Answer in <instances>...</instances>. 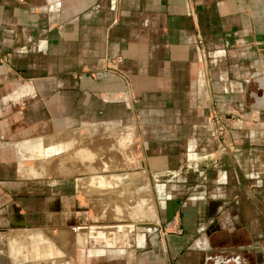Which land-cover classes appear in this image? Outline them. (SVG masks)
Here are the masks:
<instances>
[{
    "label": "crops",
    "instance_id": "obj_1",
    "mask_svg": "<svg viewBox=\"0 0 264 264\" xmlns=\"http://www.w3.org/2000/svg\"><path fill=\"white\" fill-rule=\"evenodd\" d=\"M5 54L7 65L0 64V264H10V257L13 264L36 257L50 264L73 261L75 246L82 248V260H103L107 248L113 260L127 255L119 225L109 232L74 225L78 182L88 180L83 185L96 186L98 194L110 187L102 173L87 172L91 164L141 165L152 195L161 196L162 230L169 231L174 214L186 216L180 236L157 233L156 241L147 242L135 228L132 249L145 241L160 247L167 240L168 246L178 245L175 258L183 264L189 254L182 248L200 245L208 251L206 234L197 235L206 225L192 219L203 204L194 197L178 199L189 189L209 190L227 201L236 192L231 170H217L205 118L211 111L246 115L251 107L252 115L263 112L264 122V0H0V56ZM95 139L93 160L88 143ZM241 149V157L233 158L246 163L251 153ZM253 155L260 161V152ZM223 161L233 166L232 159ZM75 164L83 165L78 169L88 177L74 179ZM174 191L177 200L169 198ZM137 207L134 213L142 210ZM249 210L244 204L243 213ZM257 213L256 226L241 224L247 242L251 229L264 234V208L258 206ZM41 222L50 226L46 234ZM23 229L39 236L38 244L48 237L50 248L40 252L34 238L28 247V239L17 232ZM91 236L107 246L84 247ZM262 238L244 249L247 254L204 259L198 254L194 264L260 263ZM155 253L151 250L146 259L153 261ZM133 257L138 259L137 251Z\"/></svg>",
    "mask_w": 264,
    "mask_h": 264
},
{
    "label": "rangeland",
    "instance_id": "obj_2",
    "mask_svg": "<svg viewBox=\"0 0 264 264\" xmlns=\"http://www.w3.org/2000/svg\"><path fill=\"white\" fill-rule=\"evenodd\" d=\"M24 1L25 0H23V2ZM7 60V54L0 56L1 65H7ZM10 71L13 73V69L10 68ZM251 87L255 91L256 84L251 83ZM250 103L253 104L254 100L251 99ZM249 111L250 114L246 115L237 112H234L229 115H223L217 111H211L209 116L205 118L208 123L207 125H209L211 129L209 133V143L212 146L210 153H212L214 158L218 161V172H223L226 171V169H230L233 173L232 176L234 178L236 195L234 194V196L227 201V199L217 197L216 195L218 194H211L209 190H204V194L201 193L202 189H189L184 193L180 192L181 194L178 200L181 199V202L185 200L186 197H194L193 199L195 200V203L198 202L203 204L202 209L200 210L199 208V211L197 210L195 212V214L193 215L194 217H192V219L196 223V225L200 223L206 225V228L203 230V232L196 234L198 235V237L202 234H206L207 239L209 240V245L207 246L208 251L206 252L201 251L200 245H188L185 249L182 248V253L189 254L186 260L187 264H194V255L197 256L198 254H204L203 259L205 258V256L219 257L221 255H224V257H232L237 256L239 254H247L248 251L244 249H247L248 246H251L249 244H252L253 242H258V239H263L262 237L264 236V234L259 235L262 236L261 239L258 238V234L253 232L257 228H255L254 230L251 229L250 242H247V240L249 239H246L245 234L243 235L241 231V224H243V222H250V225L256 226V221L258 220L259 214L257 213V207L260 206L261 210H263L264 208V145H261V143L264 141L263 112H258V114L255 113L254 115H252V111L254 110L251 107H249ZM78 132L81 133L80 130ZM95 141L97 142V140L95 139L91 140L88 143V145L90 146L91 158L93 160L95 159L94 154H97L96 147L98 142L96 143ZM241 146L247 147L249 149V152L251 153L250 159H245V161L249 160L246 163H241L240 160L238 162L233 158L234 154L238 155V157H241L240 155H242L241 153L242 151H244L241 149ZM257 152H260V161L258 160L256 155H253ZM261 153L263 155H261ZM253 156L255 157L252 158ZM229 159H232L233 163V166L231 168H229V165L227 168V165L222 164V162L225 163V161L223 160ZM242 165L244 168L242 167ZM45 167H47L46 169H48L49 166ZM82 167L83 165L81 164H75L74 168L75 172H77L74 174V179L88 177L89 174L83 173L81 172V170H79ZM140 167L141 165L139 164H128L122 166H103L98 164H91L87 172L95 174H97L98 172L102 173V175L107 177L106 180L110 184V187L108 186L106 190H101V193L98 194V189L96 188V186H91L88 188L83 185V183H88V180H85L84 182H78V191H75L74 194V204L76 207L79 208L76 213L78 219L75 220L74 225L77 227H84L86 228L85 230H92L95 232H109L113 229L115 225H119V227H121V229H119L121 230L120 235L122 236L120 246L123 247V249L125 250L124 253H126L127 255L123 254V256L117 257L116 259L114 258L113 260L111 258H113V256L115 257V255H110L112 254V252L107 248V254L104 256L103 260H82L80 255H78L83 254L82 248H79L78 246H75L77 247L75 248L73 246V252H75V259L73 261H58L53 262V264L184 263L183 260L179 261L178 258H175V253L176 249H178V245L171 244L170 242L168 246V242L166 240V243H164V245L159 247L158 245L156 246V244H154L152 245L154 247L153 248L151 247L150 243H148V245L146 243V241L148 242L149 239H151L150 237H152L156 241L157 233H161L162 235V233L164 232L165 235L168 232V235H183L184 230L181 229L179 226L184 224L186 216H184L183 214L182 218H177V213L174 214V216L170 218V222L168 221L169 223H171L169 231L165 230L167 229V226L162 230V217L157 212L161 196H158L155 193H153L152 195V190L150 188L151 182L149 176L145 172L142 173L143 170H140ZM135 172L139 174L137 175L135 174ZM210 172L213 174V176L216 174L215 169L214 171ZM116 175H118V178H121V180L116 181L115 179H113ZM142 178L144 180H142ZM189 180L191 182L193 181L190 179V177ZM114 184L118 186L114 187ZM173 184H175V187L177 188L178 183L175 182ZM194 184L195 183H192L191 185ZM93 185L95 184L93 183ZM145 185L148 186V189ZM134 187H138L137 191H135V189L133 190ZM130 188L132 189V191L130 190ZM248 192L249 197L246 198ZM110 193L112 194V196H108V194ZM173 193H176V196L171 195L169 198H174V200H177V192L174 191ZM41 197L44 198L45 196L43 195ZM224 201L228 204L221 206ZM136 204L138 205L137 209L141 207L142 210H139V212L134 213L133 208ZM244 204L250 205V212L248 214L243 213ZM82 205H84L83 209L81 207ZM142 205H145L146 209H144ZM219 206H221L220 209ZM158 215H160L159 218ZM38 225L41 227L40 231L43 234H46V232L50 231V226L47 225L46 222H41ZM135 228L137 229L139 235L142 234L145 238H148L142 245H138V250L132 249L133 245L135 244V236H133V230H135ZM17 232L20 233L19 236L22 237V239H28V243H26L28 244V247L31 246V238L34 237L33 235L28 234L32 232L27 229L19 230ZM39 240V236L35 237L33 240V245H38L36 247L37 249L40 248V252H42L44 249L47 250V248H50V242L48 237L47 240H44L38 244ZM159 241L161 242V238H159ZM27 244L25 245L26 247ZM106 246L107 245L105 244V240L102 242H96L95 239L91 236L89 244L84 247H88L90 249L93 247L105 248ZM66 247L63 246L62 248L61 246V249L65 251ZM69 249L72 248L69 247ZM153 249L155 250V252H157L154 254V260H147L145 254L151 252V250ZM52 250L54 252L57 251L55 246H52ZM83 251H86L85 248ZM136 251L138 257L137 260L135 259V257H133ZM251 251L252 250H250V252ZM47 254L48 253H43L42 258H47ZM249 254L252 258H256L252 255L254 254L253 251ZM11 259L12 257H10V264H13L14 261H12ZM39 259L40 257L33 258L31 262H29V264L52 263L51 261L45 262V260H42L41 262L39 261ZM212 261L213 260H209L207 264H211ZM24 263L25 261L23 262V264ZM255 263L251 262V264ZM257 264H260L258 260Z\"/></svg>",
    "mask_w": 264,
    "mask_h": 264
},
{
    "label": "flooded vegetation",
    "instance_id": "obj_3",
    "mask_svg": "<svg viewBox=\"0 0 264 264\" xmlns=\"http://www.w3.org/2000/svg\"><path fill=\"white\" fill-rule=\"evenodd\" d=\"M264 257H262V260H261V262H260V264H264V259H263Z\"/></svg>",
    "mask_w": 264,
    "mask_h": 264
},
{
    "label": "water",
    "instance_id": "obj_4",
    "mask_svg": "<svg viewBox=\"0 0 264 264\" xmlns=\"http://www.w3.org/2000/svg\"><path fill=\"white\" fill-rule=\"evenodd\" d=\"M262 86V90H263V92H264V85H261ZM264 99V98H263Z\"/></svg>",
    "mask_w": 264,
    "mask_h": 264
},
{
    "label": "built area",
    "instance_id": "obj_5",
    "mask_svg": "<svg viewBox=\"0 0 264 264\" xmlns=\"http://www.w3.org/2000/svg\"><path fill=\"white\" fill-rule=\"evenodd\" d=\"M20 2H23V0H19ZM105 69V68H104Z\"/></svg>",
    "mask_w": 264,
    "mask_h": 264
}]
</instances>
